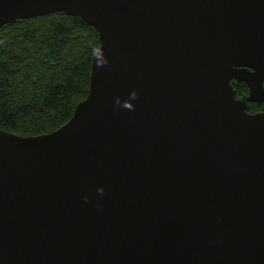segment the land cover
<instances>
[{"label":"water","instance_id":"obj_1","mask_svg":"<svg viewBox=\"0 0 264 264\" xmlns=\"http://www.w3.org/2000/svg\"><path fill=\"white\" fill-rule=\"evenodd\" d=\"M54 12L100 46L68 122L0 128V264H264V0H0V28Z\"/></svg>","mask_w":264,"mask_h":264},{"label":"trees","instance_id":"obj_2","mask_svg":"<svg viewBox=\"0 0 264 264\" xmlns=\"http://www.w3.org/2000/svg\"><path fill=\"white\" fill-rule=\"evenodd\" d=\"M99 32L79 15L54 12L0 28V128L20 135L52 132L88 95ZM237 96L245 82L233 81ZM264 110L250 102L249 112Z\"/></svg>","mask_w":264,"mask_h":264},{"label":"flooded vegetation","instance_id":"obj_3","mask_svg":"<svg viewBox=\"0 0 264 264\" xmlns=\"http://www.w3.org/2000/svg\"><path fill=\"white\" fill-rule=\"evenodd\" d=\"M249 93V92H248ZM238 97V96H237ZM243 97V96H242ZM242 97H239V98H242ZM254 103H257V102H254ZM250 104V103H249ZM248 111H249V107H248ZM264 111V110H263ZM252 113V112H251Z\"/></svg>","mask_w":264,"mask_h":264}]
</instances>
